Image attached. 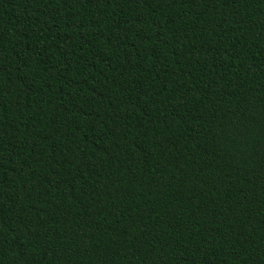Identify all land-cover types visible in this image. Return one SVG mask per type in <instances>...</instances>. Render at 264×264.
Returning a JSON list of instances; mask_svg holds the SVG:
<instances>
[{
	"label": "trees",
	"instance_id": "16d2710c",
	"mask_svg": "<svg viewBox=\"0 0 264 264\" xmlns=\"http://www.w3.org/2000/svg\"><path fill=\"white\" fill-rule=\"evenodd\" d=\"M0 264H264V0H0Z\"/></svg>",
	"mask_w": 264,
	"mask_h": 264
}]
</instances>
